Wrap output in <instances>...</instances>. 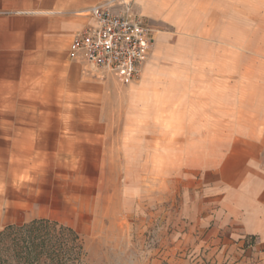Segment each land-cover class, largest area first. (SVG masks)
<instances>
[{
  "label": "rangeland",
  "instance_id": "1",
  "mask_svg": "<svg viewBox=\"0 0 264 264\" xmlns=\"http://www.w3.org/2000/svg\"><path fill=\"white\" fill-rule=\"evenodd\" d=\"M104 1L111 0L92 4ZM138 1L130 3L137 12ZM224 2L228 0H173L174 27L150 20L155 42L165 36L159 56L167 58L171 50L165 68L189 67L200 37L221 36ZM229 2L232 37L241 27L249 29L264 8V0ZM19 13L0 12V73L21 61L24 72L41 68L45 76L37 95L48 104L0 106V178L6 174L7 179L0 232L34 220L48 223L35 226L32 237L26 229L16 234L21 241L37 242L36 249L29 258L17 259L4 246L3 264H264V245L211 241L181 223L175 172L159 162L161 141L174 140L161 132L158 121L151 125L155 154L150 166L144 164L142 131L148 124L141 103L129 102L142 99L143 91L128 88L164 81L149 77L144 82L156 70L159 45L144 64L146 71L142 68L130 85L113 72L80 63L78 73L87 79L83 85L73 70L68 72L67 43L56 44L51 58L46 54L50 45L16 40L33 29L12 20ZM51 77L54 83L47 81ZM48 85L54 90H47ZM127 143L134 144L136 154Z\"/></svg>",
  "mask_w": 264,
  "mask_h": 264
},
{
  "label": "crops",
  "instance_id": "2",
  "mask_svg": "<svg viewBox=\"0 0 264 264\" xmlns=\"http://www.w3.org/2000/svg\"><path fill=\"white\" fill-rule=\"evenodd\" d=\"M92 2L0 0V12H20L12 20L33 29L31 35L21 33L16 40L50 45L52 50L46 54L51 58L56 44L67 43L64 56L68 72L73 70L75 80L80 78L79 83L86 85L87 79L78 73L82 62L71 60L67 51L72 34L94 23L88 16V10L97 4ZM172 4L173 0H139V12L133 11L147 23L160 21L174 27ZM230 10L228 0L223 5L221 36L212 33L211 37H200L196 47L192 46L189 67L165 68L171 50L167 58L160 57L165 36H159L156 42L154 37L148 59L158 44L156 70L144 82L149 77L164 81L130 86L128 91L141 90L143 97L129 102L133 106L141 103L143 122L148 124L142 131L143 155L147 156L144 164L150 166L151 155L155 154L151 125L158 121L161 132L174 140L161 141L159 162L161 168L168 165L175 172V183L180 186L181 223L207 234L211 241L252 240L264 245V8L261 14L256 12L249 29L241 27L233 37ZM23 64L21 61L14 70L0 73V106L48 104L40 102L37 95L39 80L45 74L39 67L24 72ZM146 69L147 64L142 73ZM174 70L175 81H171L169 74ZM114 75L126 85L132 82ZM49 80L54 83L52 77ZM45 88L54 90V86ZM128 148L136 154L134 144H128ZM167 151L172 156L169 163ZM6 187L5 174L0 178V200L6 198Z\"/></svg>",
  "mask_w": 264,
  "mask_h": 264
},
{
  "label": "built area",
  "instance_id": "3",
  "mask_svg": "<svg viewBox=\"0 0 264 264\" xmlns=\"http://www.w3.org/2000/svg\"><path fill=\"white\" fill-rule=\"evenodd\" d=\"M131 0L99 2L88 10L94 23L72 34L71 60L122 75L138 78L151 52V26L134 13Z\"/></svg>",
  "mask_w": 264,
  "mask_h": 264
},
{
  "label": "trees",
  "instance_id": "4",
  "mask_svg": "<svg viewBox=\"0 0 264 264\" xmlns=\"http://www.w3.org/2000/svg\"><path fill=\"white\" fill-rule=\"evenodd\" d=\"M42 223H48L46 220H34L29 225H22V226H7L4 228L3 231L0 232V255L1 251L4 248V246H8V249L12 251L14 254V257L17 259H25L26 257H30L33 250L36 249L37 242L29 241L27 240H19L17 235L19 232H21L23 229L27 230V233L29 232V235L32 237L31 234L35 232V226H39V224ZM8 235L10 237L8 238ZM16 235V236H15ZM6 238L8 241H6ZM9 245H7L8 243ZM35 244V245H34ZM34 245V246H33ZM4 260L0 256V264H3Z\"/></svg>",
  "mask_w": 264,
  "mask_h": 264
}]
</instances>
